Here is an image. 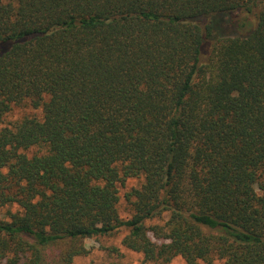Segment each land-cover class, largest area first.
<instances>
[{"label":"trees","instance_id":"trees-1","mask_svg":"<svg viewBox=\"0 0 264 264\" xmlns=\"http://www.w3.org/2000/svg\"><path fill=\"white\" fill-rule=\"evenodd\" d=\"M121 229L148 264H264V0H0V264Z\"/></svg>","mask_w":264,"mask_h":264},{"label":"rangeland","instance_id":"rangeland-1","mask_svg":"<svg viewBox=\"0 0 264 264\" xmlns=\"http://www.w3.org/2000/svg\"><path fill=\"white\" fill-rule=\"evenodd\" d=\"M41 113L28 106L15 107L3 117L4 125L13 124L24 117H36L41 119ZM37 150V149H36ZM143 178L126 180L124 185L119 184L120 202L118 211L124 220L131 218L132 207L126 196L135 188H140ZM15 210V208H13ZM5 211V210H4ZM162 225L164 221L156 219L147 222V226ZM129 234L127 229H121L112 235L84 240L88 253L75 259L73 264H148L140 253H136L123 245V239ZM152 236V235H151ZM171 264H185L182 258H176ZM216 264H219L216 262Z\"/></svg>","mask_w":264,"mask_h":264}]
</instances>
